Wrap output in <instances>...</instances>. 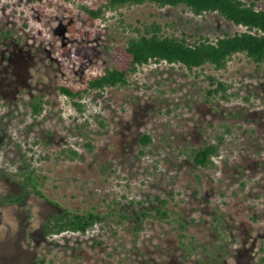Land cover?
I'll return each mask as SVG.
<instances>
[{
  "label": "rangeland",
  "instance_id": "obj_1",
  "mask_svg": "<svg viewBox=\"0 0 264 264\" xmlns=\"http://www.w3.org/2000/svg\"><path fill=\"white\" fill-rule=\"evenodd\" d=\"M82 1L102 0H0V264H255L264 256V64L243 54L223 70L150 62L127 86L85 95L82 111L58 90L111 64L110 47L142 22L191 40L243 28L216 13L150 3L91 25ZM208 75L230 86L228 100L208 95ZM35 96L48 101L37 118ZM218 136L214 167L194 164L189 149ZM32 168L46 175L47 198L2 202L23 195L20 179ZM155 197L186 223V237L175 222L152 218L137 239L133 218L85 234L43 233L64 208L134 215L159 205Z\"/></svg>",
  "mask_w": 264,
  "mask_h": 264
},
{
  "label": "trees",
  "instance_id": "obj_2",
  "mask_svg": "<svg viewBox=\"0 0 264 264\" xmlns=\"http://www.w3.org/2000/svg\"><path fill=\"white\" fill-rule=\"evenodd\" d=\"M150 3L159 7H185L195 15L216 13L225 21L243 30L234 33H224L215 39L201 36L191 40L185 33H168L165 27L158 21L142 22L133 26L134 34L127 36L123 43L112 45L111 64L105 63L96 73L82 76L83 84L78 87L63 84L59 92L66 96L71 104L82 111L85 95L92 91H102L109 87H124L129 84L132 74L150 62L169 64H181L188 70L213 67L215 70H223L228 61L237 54H243L248 60L257 66L264 64V0H102L96 2L82 1L77 6L89 19L90 24L107 20L109 12L118 11L121 8ZM210 88L206 92L210 96L219 95L220 98L228 100L230 86L214 75H208ZM48 101L35 96L30 101L31 115L33 118L40 116ZM151 141L148 134H143L140 142L146 146ZM223 137L218 136L214 142H207L198 147L189 149V157L193 163L203 168L214 167V157L219 154ZM90 146V144H88ZM72 156H76L75 150H70ZM46 175L36 169H28L24 177L20 179L23 183L24 193L16 198H8L2 202H15L22 200L30 193L38 192L47 198L42 186L46 182ZM159 205L153 208L140 209L134 215L119 213L110 206L107 213H103L95 206L85 210L64 208L62 211L50 215L44 222L43 233L46 236L58 235L64 232L85 234L98 224L118 225L130 218L135 220L134 235L137 239L144 229V223L152 218L161 222L176 223L180 235L186 237V223L179 217H173L165 206L167 200L155 197ZM1 202V201H0ZM216 226L218 235L223 238L224 225L218 221ZM189 244L196 247L195 238L191 236ZM194 241V242H193ZM195 244V245H194ZM222 247V246H221ZM46 259L39 257L30 264H45ZM255 264H264V256H260Z\"/></svg>",
  "mask_w": 264,
  "mask_h": 264
}]
</instances>
